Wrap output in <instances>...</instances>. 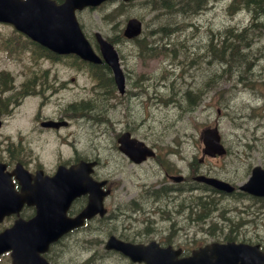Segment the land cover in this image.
Returning a JSON list of instances; mask_svg holds the SVG:
<instances>
[{"label": "rangeland", "instance_id": "1", "mask_svg": "<svg viewBox=\"0 0 264 264\" xmlns=\"http://www.w3.org/2000/svg\"><path fill=\"white\" fill-rule=\"evenodd\" d=\"M227 4L228 0H210L203 6L204 9L202 8L200 13L187 17V20L192 23L191 26L184 27L180 24L178 28H182L181 32L169 39L170 46L174 49L173 55L181 59L183 63V71H178L177 74L165 72L162 68L158 69L162 63L167 64L169 59L153 60L147 57L142 60L134 53V51L137 52L136 45L130 41H119L116 47L122 56L120 60L126 73L127 95L122 99H116L114 104H107L104 101L105 96H102L103 100L101 98L91 100L87 114H84L89 125L86 121L83 123L79 120L74 121L62 133L67 142L60 143L58 135L44 137L45 143L41 147L40 161L47 169L58 161L70 160L75 156L96 157L100 160V165L96 169L97 174L102 178L114 177L120 190L113 201L107 200L106 202L109 210L114 205L116 206L115 212L111 214L114 215V220L110 219V215L107 219L91 221L87 228L67 237L62 245L51 251L52 264H77L82 261L85 254L93 249L96 255L103 254V240L109 234H127L132 240H161L168 235L170 241L195 242L222 236L218 228L211 233L206 232L212 221H218L217 218H213L212 221L209 219L205 224L189 223L188 219H185L186 211L182 212L185 203L179 200L187 199L188 191H181L179 193L185 194L171 199L148 200L140 195L144 188H152L159 178H163L165 169L162 166L148 162L141 170L133 169L129 167V163L123 162L111 150H115V141L120 131L128 129L133 136L154 145L159 151V159H165L172 173L186 175L189 179L195 170L197 173L216 176L239 185L245 181L252 166L260 164L264 167V117H260L259 110L243 105L248 101L252 106H256L262 101L261 98H254L241 88L237 92H227L226 103L214 102L212 96L210 101L205 100L201 103L194 113L187 111L183 100H178L180 96L184 98L187 96L190 99L198 98L195 93L190 92V95H186L187 92L184 89L188 84L200 79L202 82L208 79L211 83L215 80L214 76L220 73L223 64L222 61L218 63L216 60L213 55L214 49L221 48L223 41L232 37L224 36L227 28L241 29L249 23L250 16L246 11L229 13L225 8ZM142 6L135 0L132 5L117 12L115 19L110 23H105L101 16L111 12L116 7L114 3L94 10L82 11L78 16L82 26L90 35L94 31H100L104 35H114L118 29L123 27L127 18L134 16L143 21L146 36H150L152 28L161 24V15L153 18L155 12ZM178 16L181 18V14ZM168 17L165 15V18ZM175 25L176 23H170L168 27L172 29ZM158 32H160L159 29ZM5 37H8V33L0 27V46L3 45L1 41ZM192 47L195 50L191 52L189 49ZM253 49L257 50L252 51L251 47L248 58L252 68L251 72H255L254 75H263L264 79V41L256 42ZM203 50L214 56L213 58L206 57L209 64L214 62L208 74L197 70ZM216 56L219 57L218 52ZM50 62L48 59L41 58L31 63L27 51L22 54L15 53L14 57H8L0 49V69L7 68L17 78L21 73L19 68L24 65L36 69L50 68L52 77L55 73L57 76H62L63 72H66L67 76L74 75L65 70L66 62L60 66H53ZM251 78L252 75L249 79ZM196 86L201 85L196 84ZM76 88V84H67L66 88L56 90L42 107V112L57 115L68 104L88 98V92L79 95ZM153 88H155L157 99L149 100L147 96L153 93ZM225 88L228 90V86ZM110 95L117 97L115 93ZM159 97L165 99L174 97L177 101H173L174 106H170L169 101L164 102ZM193 102L188 101L187 105L190 106ZM37 103V99H26L19 112L16 113L17 118L14 121H19L24 117L22 113L24 111L28 113L36 107ZM215 124L218 126L228 154L221 159H204L200 163L198 162L201 159L202 149L200 133L204 128ZM192 162L196 165L192 166ZM119 178L126 181L122 182L118 180ZM194 193L201 192L195 191ZM205 193L212 194L213 192L205 191ZM210 198L215 202H231V198ZM130 200L136 201L138 209L126 208ZM179 202H182L181 206ZM168 216L173 220H164ZM191 217H195L194 211ZM171 222H173L172 228H170ZM89 230L91 232H87ZM135 232L137 233L134 234ZM179 233L184 236H179ZM132 234L134 235L130 236ZM243 237L260 239L263 236L262 233L256 236L249 232ZM57 250H59L58 257ZM102 264L126 263L117 255L105 254Z\"/></svg>", "mask_w": 264, "mask_h": 264}, {"label": "water", "instance_id": "2", "mask_svg": "<svg viewBox=\"0 0 264 264\" xmlns=\"http://www.w3.org/2000/svg\"><path fill=\"white\" fill-rule=\"evenodd\" d=\"M102 1L104 0H66L62 5L56 7L50 0H0V21L13 24L16 29L54 50L75 52L82 59L98 62V57L94 55L79 30L74 19L73 10L74 8H82L85 5H96ZM139 31L140 22L136 19H130L124 30V35L130 38L137 35ZM98 42L101 54L105 62L112 68L117 86L122 92L124 76L119 67L116 52L109 43L100 37H98ZM208 132L205 131L206 134ZM122 137L128 138V134ZM204 143L206 145L205 153L214 155L222 152L219 137L216 133L208 134L204 138ZM123 147L122 151L135 161H137L138 156L142 157L149 152L141 142L135 140H124ZM261 173L263 172L259 168L253 170L248 185L249 190L257 188V180H259L258 187H263L264 177ZM198 179L219 188L220 186H228V184L213 178L200 177ZM2 181L1 183H3ZM47 185L55 194H51L50 199L54 200L57 197L62 204L65 201L68 204L70 201V199L67 200L66 192L79 193L88 189L90 193L89 203L75 218H65L64 213H61L59 209L47 210L44 207L46 204L57 206L56 201L50 203V199L44 195V192L38 195L36 201L38 200L40 205L37 208H40L36 217L27 221L18 218L10 228L0 232V254L11 250L12 264H47L39 253L46 251L50 241L56 239L69 228L80 225L84 218H89L98 212L103 213L101 208L103 193L97 189L98 184L87 183L85 185L84 181L82 184L78 183L73 171L59 172L47 182ZM0 187V202H13L15 205L12 209L17 211L21 201L6 193L1 185ZM223 189L227 190L226 188ZM5 205L1 203L0 208H4ZM4 212L5 209L0 210V220L1 214ZM106 247L115 248L128 255L132 260H139V250H144L140 246L123 243L113 237L108 240Z\"/></svg>", "mask_w": 264, "mask_h": 264}, {"label": "flooded vegetation", "instance_id": "3", "mask_svg": "<svg viewBox=\"0 0 264 264\" xmlns=\"http://www.w3.org/2000/svg\"><path fill=\"white\" fill-rule=\"evenodd\" d=\"M54 1L60 4L63 0ZM48 55L55 56L56 58L61 56L56 54ZM67 68L73 69L72 67ZM19 69L21 70V73L18 75V78L11 71L7 70V68L0 69V162L5 165L4 172L6 173H9L14 166L20 164L29 172L31 177H35L36 172L42 174V176L51 175L53 173V171H51L53 165L47 169L42 161H40L42 153L41 147L45 143L44 137H47V135H58L60 143L62 141L67 142L62 133L66 131L74 121L79 120L83 123L84 119L80 113L79 107L73 106V102L68 104L62 112L60 111L57 115L43 113L42 107L56 90L66 88L67 84L78 85V83H75L77 77L71 75L67 76L66 72H63L62 76H57L55 73L52 77L50 75V72H52L50 71V68L36 69L34 67L22 66ZM78 74H81V72H78ZM80 76L81 75L78 77ZM86 79H89V77L86 76ZM80 89L84 90L86 89V86L83 85ZM79 95H82L81 91H79ZM29 98L38 100L33 113L28 117H25V119H21L17 122L12 121L14 118V115L12 114V111H14L13 105L18 104L19 102H24ZM16 111H18V109ZM47 120H65L63 121L65 122V125H61L57 128L45 127L42 125V122ZM87 123L89 125V121ZM124 131H128V129H123L120 132ZM111 152L115 156L120 157L121 160L127 164L126 158L118 151L117 145H115V150H111ZM81 159H83V156H75L70 160L58 161L54 166L58 164L70 165ZM154 160H157V157H155ZM136 166H139L136 168L140 170L143 168L141 164ZM166 175L167 174L164 173L163 178L160 179V184L169 189L175 188V184L168 181ZM11 179L17 187L15 177L12 176ZM110 192V195H115V190L113 188H110ZM202 197L205 196L203 195ZM215 197L223 199L227 198L226 195L222 194H217ZM242 198H245V200H242ZM231 202L236 210L235 213L232 212V206L227 202H215L209 211L202 214L197 223L205 224L208 223L209 219L212 221L213 218H217L222 226L226 227L235 223L236 230L235 235L233 236L234 239L232 240L257 245L259 250L264 253V197L243 194L239 196L238 199L231 200ZM133 203L134 200L128 201L126 208L131 207ZM114 207L116 208L115 205ZM194 210H201L200 206H196ZM234 215L235 219L233 220ZM249 232L256 236H259V234L262 233L263 237H260V239H247L243 237ZM118 236L121 235L118 234ZM179 236L184 235L179 233ZM130 240L137 243H144L147 241ZM208 243L211 242L170 241L168 235L164 236L163 239L158 240L160 246L169 247L172 250L179 251L177 256L179 259L188 257L193 250L204 247ZM262 262H264V260Z\"/></svg>", "mask_w": 264, "mask_h": 264}, {"label": "trees", "instance_id": "4", "mask_svg": "<svg viewBox=\"0 0 264 264\" xmlns=\"http://www.w3.org/2000/svg\"><path fill=\"white\" fill-rule=\"evenodd\" d=\"M167 1H169V0H167ZM209 1L210 0H178L177 2H175V5H173V4L171 6L167 5L166 10L168 11V16L171 19L168 22H166L165 24L168 25L170 23H174V24L177 23V21H175L174 19H177V20L180 19L178 14H181V16H184V15L190 13L191 11L196 12L195 10H197V9L201 10L203 8V6H205ZM238 1H240V2H237V0H235V1L232 0L233 5H229L230 9H237V8L244 9V10L247 9L246 11L250 15V19H251L250 24L251 25L247 26L241 32H236L232 28L227 29L226 30L227 32L225 31L224 36L228 37V34L230 36H232V35L233 36L230 38L228 37L225 41H223V45L221 46V48L219 47L218 49L217 48L214 49L215 50L214 53L217 55V52H218L219 58L235 74L240 73L242 66L246 62V57L250 56V54L248 52H245L242 49V48H245V44L249 45V41L251 40V37H249L248 34H254V32L258 33L259 35L264 34V0H244V1L238 0ZM247 2H249V3H247ZM153 3L156 4L155 1H153ZM158 3H162V1H160ZM177 4L183 5L184 6L182 8L183 10H180V8L177 6ZM169 6H170V8L168 9ZM253 6H254V8L256 7L255 12H254V8H252ZM257 7H261V9H259ZM163 31L165 32V34L169 35V31H167V30H163ZM237 36H239V37H237ZM227 44H230L232 47L227 45ZM155 47H157V46H155ZM138 48L141 51H147L143 44H139ZM189 50L192 52L193 48H190ZM239 67H240V69H238ZM214 77H217V74H215ZM84 109L85 108H81L80 110H84ZM204 210H206V209H204ZM80 264H91V263H89L88 260H86L84 262H81Z\"/></svg>", "mask_w": 264, "mask_h": 264}, {"label": "bare ground", "instance_id": "5", "mask_svg": "<svg viewBox=\"0 0 264 264\" xmlns=\"http://www.w3.org/2000/svg\"><path fill=\"white\" fill-rule=\"evenodd\" d=\"M214 1H217V0H214ZM235 1V0H234ZM244 1V0H243ZM237 2H240V1H238L237 0ZM255 2V1H254ZM247 3H249V2H247ZM246 3V4H247ZM238 4V3H237ZM256 4V3H255ZM230 5H233L232 4V2H231V4ZM248 5V4H247ZM242 6V5H241ZM249 6V5H248ZM255 6V5H254ZM254 6L252 7V8H254ZM236 8V7H235ZM248 8V7H247ZM256 8V7H255ZM255 8H254V12H255ZM257 8H259V9H261V7H257ZM204 9V8H203ZM238 9V8H237ZM247 10V9H246ZM251 11V10H250ZM249 11V12H250ZM252 12V11H251ZM227 32V31H226ZM236 33V32H235ZM234 34V33H233ZM229 35V34H228ZM235 35V34H234ZM233 36V35H232ZM240 36V35H239ZM239 36H237V37H239ZM242 37V36H241ZM245 38V37H244ZM241 40V39H240ZM234 41V40H233ZM243 41V40H242ZM231 43V42H230ZM227 45H229V46H231L230 44H227ZM232 47V46H231ZM228 49V48H227ZM231 49V48H230ZM224 50V49H223ZM240 54V53H239ZM229 65V64H228ZM241 67V66H240ZM240 67L238 68V69H240ZM255 67V66H254ZM220 70V69H219ZM252 71V70H251ZM255 71H257V70H255ZM241 72V71H240ZM253 73H255V72H253Z\"/></svg>", "mask_w": 264, "mask_h": 264}]
</instances>
